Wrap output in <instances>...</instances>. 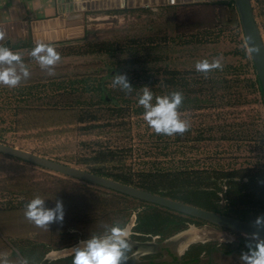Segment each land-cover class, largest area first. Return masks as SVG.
Here are the masks:
<instances>
[{"label":"rangeland","instance_id":"obj_1","mask_svg":"<svg viewBox=\"0 0 264 264\" xmlns=\"http://www.w3.org/2000/svg\"><path fill=\"white\" fill-rule=\"evenodd\" d=\"M89 23L82 41L56 49L61 60L55 75H47L28 52L20 51L31 77L16 88L0 85V142L89 171L102 166L134 180L135 172L154 167L236 170L245 181L247 175L256 180L264 174V105L250 84L252 60L234 5L192 4L159 14L116 12ZM260 27L263 39L264 23ZM217 57L223 70L207 76L196 71L197 61ZM117 73L127 74L131 94L112 87ZM143 86L153 92V102L155 96L182 91L179 112L191 124L188 131L156 134L138 104ZM101 148L116 151L115 159L86 163ZM227 179L218 181V204L231 212L224 195ZM37 194L47 207L63 201L62 223L43 230L25 218L26 204ZM110 194L96 184L0 153V256L34 257L39 264L48 254L47 264H72L73 247L116 220L129 222L130 245L148 249L137 252L131 246L127 264L205 258L212 246L246 248L245 235L185 215L161 234H140L133 228L136 213L149 207ZM257 208V216L264 215V203ZM181 231L195 234L196 241L185 250L187 244L179 248L185 241ZM53 251L63 253L50 256Z\"/></svg>","mask_w":264,"mask_h":264},{"label":"clouds","instance_id":"obj_2","mask_svg":"<svg viewBox=\"0 0 264 264\" xmlns=\"http://www.w3.org/2000/svg\"><path fill=\"white\" fill-rule=\"evenodd\" d=\"M6 33L0 29V85L16 88L22 82L31 77V71L23 60L20 51L13 50L5 45ZM247 51L259 52V46L246 48ZM31 57L46 71L47 75H55V66L61 60L60 53L51 44L37 42L31 50ZM221 58L217 57L209 61L203 59L197 61V72L208 73L213 70H223ZM112 87H119L126 94H131V85L127 74L117 73L112 81ZM148 86H143L142 94L139 95L138 104L143 107V117L147 124L156 134L173 136L183 135L191 127L188 120L183 119L179 109L184 101L182 91H172L170 94L155 96ZM46 199L37 194L25 207V218L36 227L48 230L52 223H62L65 217L63 201L55 200L54 207H47ZM253 226L264 230V215L258 216L253 221ZM247 237V251L240 254V264H264V237L260 231L245 234ZM128 232L125 230L123 221L116 220L111 225H104V231L93 234L87 240H82L73 247L75 249L72 264H127L130 251ZM0 264H38L34 257L17 255L11 259L7 255L0 256Z\"/></svg>","mask_w":264,"mask_h":264},{"label":"water","instance_id":"obj_3","mask_svg":"<svg viewBox=\"0 0 264 264\" xmlns=\"http://www.w3.org/2000/svg\"><path fill=\"white\" fill-rule=\"evenodd\" d=\"M74 1L76 0H73V2L72 0H56L58 4L56 16L37 20L35 19V15H33L34 18L33 20H30L29 26L32 32V40L34 43L83 36L84 22L83 13L81 10L123 7L124 5H126V7L132 8L142 5L157 6L163 5L165 3L177 4L221 0H93L87 4H75ZM97 1H99V3L101 2V4L95 5V3H98ZM230 1H232L236 9L246 47L253 48L254 46H259L261 49L259 52L248 51V53L255 67L257 77L264 93V42L253 17L251 0ZM69 2H71V4ZM62 12H67L65 17L60 15ZM0 153L66 176L74 177L85 182L93 183L104 188L126 194L148 203L156 204L170 210L195 217L197 219L214 224L220 228L228 229L242 235L260 231L261 236L264 237V230L255 228L252 221L243 220L237 217L226 215L222 212H215L189 203L178 201L170 197L153 193L134 185L94 173L87 169L64 164L62 162L40 156L38 154L2 142H0ZM129 243L131 244L130 240ZM132 247L135 250L138 248L136 245H133ZM48 262L49 258L46 255L39 264H47Z\"/></svg>","mask_w":264,"mask_h":264},{"label":"trees","instance_id":"obj_4","mask_svg":"<svg viewBox=\"0 0 264 264\" xmlns=\"http://www.w3.org/2000/svg\"><path fill=\"white\" fill-rule=\"evenodd\" d=\"M228 1L230 0H221ZM254 72V79L251 80V86L257 90L260 94L261 100L264 105V93L261 88L259 79L257 77L255 67L252 63ZM143 110V109H141ZM140 111V110H139ZM116 151L110 148H101L95 150V154L85 158L86 163L102 164L105 162L112 161ZM100 167L91 168L90 171L118 180L127 184L134 185L144 190L157 193L163 196L170 197L172 199L189 203L201 208L209 209L215 212H222L226 215L237 217L247 221H254L257 216L259 204L264 203V174L259 176L256 180L252 176H248L247 180H243L244 174L233 170L231 172H220L218 170H170L164 168H152L142 169L135 172L136 180L131 175H126L119 172L104 171ZM228 178V188L224 192L227 200L230 201L229 208L221 209L218 204V191H221V187L218 186V181L222 178ZM234 177H238L234 178ZM94 185V184H93ZM104 190H108L112 196H117L119 199L125 201L134 202L142 201L137 198L122 194L102 186L97 185ZM110 198V197H109ZM118 202V201H117ZM145 202V201H144ZM149 209L141 210L137 212V223L133 226L140 234H161L163 227L173 224L174 227L183 220L180 216L185 214L170 210L168 208L145 202ZM106 205L107 203H101ZM235 205L237 206L236 208ZM223 210V211H222ZM163 211L172 212L173 215H164ZM188 216V215H185ZM192 217V216H190ZM125 228L129 222L123 221ZM197 256V255H196ZM188 259V261L195 260L197 257ZM153 261L150 260L146 264H151Z\"/></svg>","mask_w":264,"mask_h":264},{"label":"crops","instance_id":"obj_5","mask_svg":"<svg viewBox=\"0 0 264 264\" xmlns=\"http://www.w3.org/2000/svg\"><path fill=\"white\" fill-rule=\"evenodd\" d=\"M92 1L93 0H76L74 2L75 4L76 3L86 4ZM69 3L71 4V2ZM211 3H220V4L224 3L226 5L227 4L233 5L228 1L226 2L225 1H202V2L177 3V4H166L165 3L163 5H157V6L142 5L139 7H132V8L126 7V5H124L123 7H113V8H106V9L81 10V12L83 13V22H84V35L83 36L77 37V38L48 41V42H43V43L51 44L56 49H60L61 47H64V45L74 44V43H77V41H82L85 38L86 33L91 27V24L89 23V21L104 19V18H107L109 15L115 16L116 12H119V13L129 12L130 13L134 11H140L143 13L159 14L160 11L165 10V9L183 8L185 6H191L192 4H211ZM57 5L58 4L56 0H0V29H3L6 33L5 45L12 47L13 50L15 51H25L26 53L28 52L27 54L30 55L31 50L36 45V43H34L32 40V32L29 26L30 20L31 19L33 20L34 18L33 15H35V19L37 20L56 16L57 15ZM251 7H252L254 20L258 26V29L262 37V31H261L260 26L264 23V0H251ZM102 10H107L109 12L108 13L104 12L103 14ZM66 14L67 12H62L60 15L65 17ZM191 233L193 236L195 235L194 232L191 231ZM227 240L229 241L230 239H227ZM193 241H196V239L195 238L193 239L191 237V243ZM211 248L212 250L208 251V254L205 258L202 255L200 256L195 255L198 259L196 258L195 260L188 261V259L182 260L180 258L174 257L175 263H170L171 260H167L165 258L166 262L161 263V264H184V263L198 264L196 263V261L200 262V264H240V260H239L240 254L248 250L247 247L245 248L243 246H239L237 248L239 250L232 249V248L225 249V250H218L216 246H212ZM185 249H187V247ZM179 254H182V253H179Z\"/></svg>","mask_w":264,"mask_h":264},{"label":"bare ground","instance_id":"obj_6","mask_svg":"<svg viewBox=\"0 0 264 264\" xmlns=\"http://www.w3.org/2000/svg\"><path fill=\"white\" fill-rule=\"evenodd\" d=\"M98 3H95V5H99V4H101V2L99 3V1H97ZM87 4V3H86ZM107 4V3H106ZM105 4V5H106ZM185 231V230H184ZM184 231H181L180 232V234L179 235H181ZM183 237L185 238V241L179 246V248L181 249V247L183 246V244H187L186 245V247L191 243V237H192V233L191 232H184L183 234ZM198 238H200V237H198ZM192 243H194V242H192ZM141 245H139V248L137 249V252H142V251H148V249L146 248V250H143L142 248V246L140 247ZM186 247H184L183 248V250H185V248ZM182 250V251H183ZM181 251V250H180ZM61 253H63V251L62 252H57V251H53L52 253H50L49 255L50 256H53V255H57V254H61ZM47 256H48V254H47ZM49 257V256H48Z\"/></svg>","mask_w":264,"mask_h":264},{"label":"flooded vegetation","instance_id":"obj_7","mask_svg":"<svg viewBox=\"0 0 264 264\" xmlns=\"http://www.w3.org/2000/svg\"><path fill=\"white\" fill-rule=\"evenodd\" d=\"M217 247V246H216ZM239 246H236V247H234V248H232V249H237ZM218 248V247H217ZM212 250V248L210 249V251ZM218 250H220L219 248H218ZM237 250H239V249H237ZM200 256V255H199ZM198 256V257H199ZM198 259V258H197ZM200 260H201V258H200ZM174 261H175V258H173V261H170V263H174ZM196 263H198V264H200V262H197L196 261ZM152 264V263H151ZM184 264H186V263H184Z\"/></svg>","mask_w":264,"mask_h":264}]
</instances>
